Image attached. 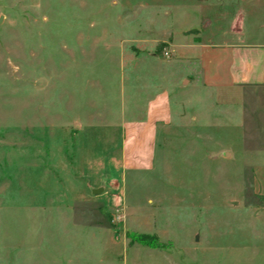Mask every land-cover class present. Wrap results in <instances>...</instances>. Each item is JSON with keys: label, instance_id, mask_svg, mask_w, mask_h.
<instances>
[{"label": "rangeland", "instance_id": "obj_1", "mask_svg": "<svg viewBox=\"0 0 264 264\" xmlns=\"http://www.w3.org/2000/svg\"><path fill=\"white\" fill-rule=\"evenodd\" d=\"M231 21L259 40L264 0H0V264H264L259 105L167 86L123 153L178 76L163 37Z\"/></svg>", "mask_w": 264, "mask_h": 264}, {"label": "crops", "instance_id": "obj_2", "mask_svg": "<svg viewBox=\"0 0 264 264\" xmlns=\"http://www.w3.org/2000/svg\"><path fill=\"white\" fill-rule=\"evenodd\" d=\"M211 23L209 20L208 28ZM229 26L232 31H221L223 34H204L201 30L196 34L163 37L162 41L174 55L172 67L178 76L167 82L169 85L165 83L148 101L144 120L130 126L124 141V156L136 146L140 150L144 146L155 149L159 133L172 117L167 86L183 85L191 78L194 86L200 84L202 89L212 91L222 106L237 113V119H242L251 104L259 105L264 111V34H260L259 40H245L242 34L235 33L234 22Z\"/></svg>", "mask_w": 264, "mask_h": 264}]
</instances>
